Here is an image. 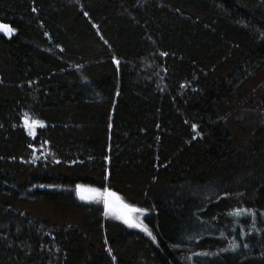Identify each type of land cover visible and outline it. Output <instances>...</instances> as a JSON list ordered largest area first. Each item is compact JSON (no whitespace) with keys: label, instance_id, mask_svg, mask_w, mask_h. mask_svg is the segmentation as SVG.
Listing matches in <instances>:
<instances>
[{"label":"trees","instance_id":"16d2710c","mask_svg":"<svg viewBox=\"0 0 264 264\" xmlns=\"http://www.w3.org/2000/svg\"><path fill=\"white\" fill-rule=\"evenodd\" d=\"M0 24V264H264V0H0Z\"/></svg>","mask_w":264,"mask_h":264},{"label":"snow or ice","instance_id":"6c2138e0","mask_svg":"<svg viewBox=\"0 0 264 264\" xmlns=\"http://www.w3.org/2000/svg\"><path fill=\"white\" fill-rule=\"evenodd\" d=\"M0 32H3L5 35H9L12 32H14V29L9 27L5 24H0ZM114 63H117V61H113ZM24 126L26 131H28L29 135H35L34 131L29 130V126L34 129L37 125H40L39 121L30 119L27 114L24 116ZM42 126V125H40ZM194 130H195V126ZM81 191V186L77 185V194L79 195ZM96 191V190H92ZM98 195L103 196V205H104V211L105 215H108L113 210V204L114 202L116 204H119L120 211L117 213V218L121 219L125 224H127L129 227H140L134 220L132 219V213L140 212L141 209L138 208H130L128 205L120 203L119 197L116 196L114 192L109 191L107 188L104 189V192L102 194L98 193ZM81 199H84L85 197L81 196ZM142 231H147V229H144L141 227Z\"/></svg>","mask_w":264,"mask_h":264},{"label":"rangeland","instance_id":"374dc122","mask_svg":"<svg viewBox=\"0 0 264 264\" xmlns=\"http://www.w3.org/2000/svg\"><path fill=\"white\" fill-rule=\"evenodd\" d=\"M0 33L3 34V35L6 36V37H10V36L13 34V32H12L11 34H9V35H5L3 32H0ZM80 195L83 196V197H85V198H87V199H91V198L94 197L95 192L92 191V189H89V188H87V189L81 188ZM119 200H120V203L124 204V203L122 202V200H121L120 197H119ZM119 211H120L119 204H116V203L114 202V204H113V210H112L108 215H113V216L117 217V213H118ZM108 215H107V216H108ZM120 220H121V219H120Z\"/></svg>","mask_w":264,"mask_h":264},{"label":"water","instance_id":"95a60500","mask_svg":"<svg viewBox=\"0 0 264 264\" xmlns=\"http://www.w3.org/2000/svg\"><path fill=\"white\" fill-rule=\"evenodd\" d=\"M117 196V195H116ZM118 197V196H117Z\"/></svg>","mask_w":264,"mask_h":264}]
</instances>
